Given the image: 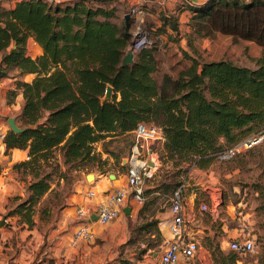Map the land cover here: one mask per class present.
<instances>
[{
    "label": "trees",
    "instance_id": "obj_1",
    "mask_svg": "<svg viewBox=\"0 0 264 264\" xmlns=\"http://www.w3.org/2000/svg\"><path fill=\"white\" fill-rule=\"evenodd\" d=\"M91 1L15 0L12 7L0 5V78H15L10 95L21 90L19 120L24 128L19 133L8 129L3 141L6 150H27L28 158L14 162L12 171L16 178L30 176L28 196L13 211L28 226L34 206L45 195L53 192L55 201L44 205L42 213L60 212L66 205L69 192H62L59 181L51 188L54 174L64 183L67 179L58 154L63 166L80 170L101 161L96 142L109 133H133L139 122L150 121L163 134L156 150L159 161H170L179 169L186 164L206 168L219 150L264 128V0H208L192 16L221 33L258 43L262 48L256 68L188 56L190 64L177 76L164 73L160 80L154 76L159 60L150 34L152 45L122 65L133 36L130 22L117 25L108 19L114 8H95L88 4ZM171 25L177 29L176 22ZM29 38L42 48L35 58L26 55ZM12 66L16 74L7 73ZM27 73L34 74L30 81L20 79ZM108 85L113 95L104 99ZM222 138L228 144H219ZM176 186L182 192L181 178ZM162 241L157 229L156 243L148 247H157V252ZM220 241L219 236L216 248L224 254L223 264L248 253L231 248L225 253Z\"/></svg>",
    "mask_w": 264,
    "mask_h": 264
},
{
    "label": "rangeland",
    "instance_id": "obj_2",
    "mask_svg": "<svg viewBox=\"0 0 264 264\" xmlns=\"http://www.w3.org/2000/svg\"><path fill=\"white\" fill-rule=\"evenodd\" d=\"M11 2L15 3V0H0V5L11 7ZM88 4L95 8L101 6L107 10L114 8L113 16L108 19L117 25L125 21L124 16L130 8L118 0H94ZM203 4L205 2L199 5H189L190 16L188 20L181 22L179 21L180 13L168 11L159 15L157 24L144 19L141 22L133 15L129 17L127 22H130L131 33L138 30L148 32L156 45V57L159 60V68L154 74L156 80H160L164 73L177 76L179 70L190 64L188 56L196 57L199 62L228 59L240 66L250 68L258 66L262 48L258 43L234 38L212 29L205 22L192 19L195 11L204 7ZM168 14L170 15L160 18L161 15ZM172 22H176V30L172 29ZM140 35L138 34V37ZM132 37L124 49L125 53L127 46L132 43ZM138 37L135 38L138 39ZM25 51L26 55H29L27 46ZM0 54L2 56V52ZM7 73L16 74V68L14 66L8 68ZM15 92V95L7 92V100L16 105V97L18 92L21 94V90L17 89ZM22 104L23 102L21 106ZM20 108H12L7 115L14 116L17 125L22 127L19 120ZM2 123L6 125L7 130L10 129L6 116L3 117ZM143 123L155 124L150 121ZM259 129L260 127L249 133ZM242 136L238 135V138ZM135 142L136 139L132 132L129 134L109 133L103 140L94 144L96 151L101 154V161L84 165L77 171L63 166L61 156L58 154L61 168L67 170V179L64 183L58 180L57 174H54L51 179V188L56 189L58 187L56 183L59 181L60 188H63L62 192L68 191L69 197L76 191L81 181L92 182L94 180V178L86 179L88 173L93 174L94 177L98 174L113 175V177L109 176L110 180L116 179L119 187L124 186L129 155ZM219 144L226 145L228 142L222 138ZM158 147L159 144L156 143L152 148L157 150ZM184 166L179 169L170 161L160 160L158 162L153 175L144 180L146 206L142 209L145 203L143 205L135 202L128 203L130 209L131 207H133L132 210L135 209V213L131 215L130 212L122 211L116 220L107 224L123 223L127 229L125 242H89V245L96 247L94 253L102 256L98 263L93 262L92 264H125V262L156 264L157 259L152 254L159 253L161 248L156 252L157 247L150 248L148 245L156 243V230H160L159 222L162 217L163 220L165 216H169L172 194L179 189L177 186V188L174 187L177 178H181L184 184L180 193H182L185 219L190 235L200 247L208 251L213 264H223L221 258L224 254L216 248V240L219 236L220 250L225 253L231 250L229 247L231 241L251 238L254 241V248L245 255L236 253L237 259H241L242 264H262L264 260V140L226 161L213 157L212 162L206 168L189 167L187 164ZM29 178V175L16 178V189L2 203L4 211L1 214L0 226L9 228L13 238L16 235L20 236L21 233L26 237V232H29L30 237L32 231L37 229L42 234L50 226H54L59 218L57 209H52L50 213H42L44 205L55 201L53 192L45 195L34 206L35 212L31 226L22 223L20 215L13 212L17 204L28 196L27 181ZM16 196L19 197L16 198ZM190 197L192 201H189ZM219 228L222 232L216 231ZM216 232L217 237L214 236ZM46 244L47 242H22L21 237L18 242H0V264H37L39 257L49 258L47 254L44 255ZM226 264L238 263L227 258Z\"/></svg>",
    "mask_w": 264,
    "mask_h": 264
},
{
    "label": "crops",
    "instance_id": "obj_3",
    "mask_svg": "<svg viewBox=\"0 0 264 264\" xmlns=\"http://www.w3.org/2000/svg\"><path fill=\"white\" fill-rule=\"evenodd\" d=\"M49 1L54 3H63L70 2L72 0ZM118 1L128 8L132 5H140L144 7L148 11V14L142 18L141 22L144 19L149 20L150 22L153 21L155 24L159 22V15L167 11L177 12L178 14L180 13V22L188 20L190 16V11L188 9L189 5H199L206 2V0ZM13 2H11V7L14 6ZM27 51L32 58H35L42 53L41 47L32 38H29L27 41ZM33 75L34 74L32 73L23 74L20 76V79L30 81L33 78ZM14 80L15 78L11 77L0 78V218L4 211L2 203L6 200V197L11 195L16 189L17 182L14 172L12 171V164L14 162L28 158L27 150L25 149L14 148L6 150L3 141L4 137H2V135H5L7 131L6 125H3L2 123L3 117L6 116V120L9 117H14L7 114L10 113L12 108L19 109L21 107V103L23 102L22 96L19 94V92L16 97V105L14 102L10 103L7 100V92L8 90L14 88ZM93 178L94 180L92 182L81 181L77 185L76 191L69 195L66 205L60 210L59 218L54 226H50L42 234L37 229L32 231L30 237L28 236L29 232H26V237L21 233L20 236L16 235L15 238H13V234L9 228H1L0 226V242H18L19 237H21L22 242H47L44 255L47 254L49 258L46 259L45 256L39 257L37 264L98 263V261L102 259V256L94 253L96 251V247L89 245V242H125L127 238V229L123 223H111L109 225H103L96 219H91L90 226L94 233L92 240H77L75 241V244H72L74 231L78 228L80 223V220L75 215L76 208L78 206H85L93 210L98 204L105 201L106 195L108 193L112 192L116 188H119V183L117 180H110L109 176L98 174ZM88 191H93L94 196H88ZM189 201H192V197H190ZM133 202V198L129 197L126 200L125 206H127L128 203L133 204ZM132 208L133 207L130 209L131 215L132 213H135V209L132 210ZM162 218L159 222V228L161 230L163 239H167L171 236L169 230L171 213L169 212V216H165L163 220ZM152 255L157 259V264L159 253H153ZM237 263L242 264V261L239 259ZM178 264H213V262L208 251L198 245V251L194 257L190 259H180Z\"/></svg>",
    "mask_w": 264,
    "mask_h": 264
},
{
    "label": "built area",
    "instance_id": "obj_4",
    "mask_svg": "<svg viewBox=\"0 0 264 264\" xmlns=\"http://www.w3.org/2000/svg\"><path fill=\"white\" fill-rule=\"evenodd\" d=\"M128 14L137 17L141 21L148 14V11L140 5H132L129 8ZM138 34H141L140 37H138ZM135 37H138V39ZM151 45L152 39L148 32L134 31L132 43L127 46L126 52H132L135 55L140 49L150 47ZM133 134L136 142L129 155L126 184L108 193L105 201L93 209L94 212L85 206H78L76 208L75 215L80 220V223L74 231L72 244H75L77 240H92L94 235L90 226L92 215L97 216L96 220L99 223L108 224L115 220L120 212L123 211V207L129 197L133 198L136 204H143L145 200L144 180L146 177L153 175L159 162L157 152L152 147L156 143H162L163 134L160 126L155 124L146 125L143 122H139L136 125ZM263 140L264 128L231 146L219 150L215 155L218 160H226L243 150L258 145ZM149 161L153 163L152 166L148 164ZM180 191L179 188L172 195L170 206L171 221L169 225L171 236L163 239L157 264H178L180 259H190L198 251V243L191 237L185 219V207ZM87 195L94 196V192L88 191ZM229 247L238 252L246 253L254 248V241L251 238L233 240L229 243Z\"/></svg>",
    "mask_w": 264,
    "mask_h": 264
},
{
    "label": "water",
    "instance_id": "obj_5",
    "mask_svg": "<svg viewBox=\"0 0 264 264\" xmlns=\"http://www.w3.org/2000/svg\"><path fill=\"white\" fill-rule=\"evenodd\" d=\"M129 17H130V15L128 13L125 14V16H124L125 22L128 21ZM133 59H134L133 53L132 52H126L125 55H124V57H123V59H122V65H125L127 63H131L133 61ZM112 95H113V88H112V86L108 85L106 87L105 94H104V97L103 98L104 99H111L112 98ZM7 122H8V125H9L10 129L13 132H15V133L22 132L23 129H24L23 127H20V126L17 125L16 120H15L14 117H9L7 119ZM148 164L151 165V166L153 165V163L151 161H149ZM109 176L110 177H113V175H109ZM93 177H94V175L91 174V173H88L86 175V179H90V178H93ZM123 212L124 213H129L130 212V206H128V205L125 206L123 208ZM96 217L97 216H92L91 218L92 219H96Z\"/></svg>",
    "mask_w": 264,
    "mask_h": 264
}]
</instances>
